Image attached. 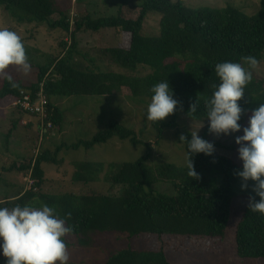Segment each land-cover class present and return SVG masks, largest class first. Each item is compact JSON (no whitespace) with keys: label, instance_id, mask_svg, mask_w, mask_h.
Returning a JSON list of instances; mask_svg holds the SVG:
<instances>
[{"label":"trees","instance_id":"obj_1","mask_svg":"<svg viewBox=\"0 0 264 264\" xmlns=\"http://www.w3.org/2000/svg\"><path fill=\"white\" fill-rule=\"evenodd\" d=\"M75 1L78 4L84 0ZM106 2L116 7L115 15L94 17L88 10L77 6L71 20L70 7L59 0H0V6L10 16L47 23L51 29H61L70 36L69 43L67 40L62 42V54L48 64L37 66L36 78L28 84L17 74V69L9 65L4 72L11 80L0 74V103L3 100L12 102L23 88L36 92L40 83L49 99L108 96L114 92L125 97L149 99L151 87L168 80L179 105L167 119L152 122L155 143H158L164 129L176 127L178 112L197 120L207 119L205 102L213 91L212 85L219 83L214 71L216 63H243L241 58L249 55L256 57L258 62L263 59L264 0H260L259 10L252 16L230 4L222 8H192L182 0H144L137 5L130 0ZM150 13L160 15L157 35L143 34V24ZM54 14L59 18L50 22ZM110 28H120L125 38L121 45L105 48L102 54L110 59V63L123 69L135 70L147 65L152 69L150 73L126 75L112 70L101 71L94 65L93 57L87 59L81 54L77 48L80 33ZM79 55L90 64L80 62ZM194 102L198 104L196 113L189 109ZM238 103L244 110L238 121L243 126L252 109L264 103V80L253 76ZM49 111L48 120L59 128L61 110L49 101ZM112 138L127 140L131 145L143 143L133 128L114 121L97 131L91 139L81 140L70 147L89 149ZM210 142L214 148L234 149L232 144ZM144 144L148 150L144 156L131 162L110 164L106 172L104 163L80 162L74 165L73 181H98L103 173L105 181L123 187L120 195L42 192L40 189L45 180L42 164H57L56 157L62 148L57 147L53 156L44 150L35 158L19 165L12 163L4 170L28 172L33 184L12 199L0 201V207L47 204L55 208L66 225L72 228L66 234L72 236L66 241L67 247L80 250L92 248L103 233L144 236L145 250L119 249L105 262L95 264H222L224 260L225 264H264V215L248 208L251 195L235 192V184L242 182L236 175L241 164L215 150L211 155L198 153L191 157L198 174L193 178L188 168L184 172L169 163L150 166L147 161L152 144ZM158 182L170 184L175 194L155 190L153 186ZM247 183L254 182L249 180ZM182 238L218 240L228 245L231 256L222 253L221 259L200 258L202 254L186 250Z\"/></svg>","mask_w":264,"mask_h":264},{"label":"rangeland","instance_id":"obj_2","mask_svg":"<svg viewBox=\"0 0 264 264\" xmlns=\"http://www.w3.org/2000/svg\"><path fill=\"white\" fill-rule=\"evenodd\" d=\"M104 1L84 0L77 4L74 0H59L64 6L70 7L68 13L71 20H73L72 17L77 6L81 10H88L94 17L115 15L117 13L116 7L110 4L107 6V4H103ZM130 1L134 5H137L144 0ZM182 2L192 8H222L230 4L247 16L256 14L260 6V0H182ZM58 18L59 16L54 14L49 21L53 22ZM159 19V14L150 13L144 21L143 34L157 35L159 33ZM0 28L15 31L22 38L30 70L25 72L19 66L14 67L13 65H11V68L17 69V74L23 76L27 84L35 80L37 66L48 64L51 59L59 57L63 50L62 42L65 40L68 43L70 42L69 34L63 30L57 28L51 29L47 23H35L27 19L19 20L16 17L10 16L2 6H0ZM123 38L125 36L120 28L103 29L98 32H82L77 37V48L87 59L93 57L95 60L94 65L101 71L112 70L126 75H145L150 73L152 69L147 65L140 66L135 70L123 69L110 63V59L102 54V50L105 48L121 45ZM77 58L80 62L81 60L84 61L80 55ZM180 58L183 57L180 56ZM84 62L89 63L88 60ZM244 66L247 67L246 64ZM252 71L255 78L264 80V54L263 59ZM150 99L125 97L115 92L108 96L79 95L53 98L52 102L62 112V124L57 129L54 128L43 132V135L39 131V122L34 116L13 108L10 101L3 100L0 103V201L12 199L18 191H21L23 188L27 190L33 184H28V178L31 179L28 172L4 171L5 169L9 168L12 163L19 165L21 162L35 158L37 153L41 154L44 150H48L50 155L52 154L53 156L57 147H62L56 157L58 160L57 164H42L45 180L40 190L49 194L65 192L86 194L93 192L120 195L123 187L121 185H111L108 181H105L103 173L98 181L89 183L73 181L74 165L80 162L104 163L106 172L110 164L131 162L144 156L148 151L144 143L152 144L147 161L150 166L169 163L186 172L187 153L180 137L181 135L185 138L191 137V133L196 131L198 136L205 140L232 144L233 150L222 148H214V150L218 154L230 157L236 163L241 164L237 153L239 145L235 143V137L243 134L242 128L247 126L250 115L246 118L241 131L228 135H217L209 131L208 119L197 120L184 112H178L176 127L164 129L162 139L158 143H155L156 137L152 121H148L145 118V110ZM168 117L169 115L165 119ZM114 121L133 128L138 139L143 143L131 145L127 140L112 138L105 143L94 145L89 149H85L82 146L76 149L70 147L81 140L91 139L97 131L105 129L110 122ZM241 183L235 184V192L237 194L255 195L252 192V184L248 183V187L242 189ZM153 188L167 195L175 194L174 188L165 182H158ZM64 239L65 241H69L72 239V236L66 235ZM180 240H185L184 246H186V250L202 254L200 258L221 259L223 258L222 253L231 256L228 245L220 243L218 240L207 238H182ZM123 248H133L139 251L145 250L146 243L144 236H122L115 233H103L96 244L88 250L76 249L73 246L67 247L70 254L69 264L102 263L114 251ZM182 249L184 250V248ZM4 261L5 257L0 255V264H4ZM225 263L226 260L222 262V264ZM242 264L253 263L243 262Z\"/></svg>","mask_w":264,"mask_h":264},{"label":"clouds","instance_id":"obj_3","mask_svg":"<svg viewBox=\"0 0 264 264\" xmlns=\"http://www.w3.org/2000/svg\"><path fill=\"white\" fill-rule=\"evenodd\" d=\"M241 62L223 61L215 64L214 71L219 83L213 84V91L205 102L208 129L217 135L241 131V114L244 111L238 101L245 95V87L253 79L258 66L254 56H245ZM247 65L245 67L244 65ZM9 65H16L27 72L30 70L21 36L7 28H0V74L11 80L4 72ZM152 96L145 110L148 121L160 122L177 110L179 101L174 98L168 80L154 84ZM197 102L190 105L196 113ZM242 135L235 137L241 168L236 175L241 179V188L248 187L251 180L252 192L248 208L264 215V103L251 111L248 124L242 128ZM186 166L189 175L197 178L192 156L198 153L211 155L214 144L198 136L197 131L186 139ZM259 197V199H256ZM72 228L67 226L55 208L47 204L39 207L15 205L0 207V255L4 264H69L70 254L64 239Z\"/></svg>","mask_w":264,"mask_h":264},{"label":"built area","instance_id":"obj_4","mask_svg":"<svg viewBox=\"0 0 264 264\" xmlns=\"http://www.w3.org/2000/svg\"><path fill=\"white\" fill-rule=\"evenodd\" d=\"M11 106L23 113L34 116L39 122L41 135H43V132L56 128L52 125V122L48 120L50 115L49 98L43 91L42 83L39 84V89L34 93L28 89H21L19 95L11 102ZM27 181L30 185L33 183V180L30 178H28Z\"/></svg>","mask_w":264,"mask_h":264},{"label":"crops","instance_id":"obj_5","mask_svg":"<svg viewBox=\"0 0 264 264\" xmlns=\"http://www.w3.org/2000/svg\"><path fill=\"white\" fill-rule=\"evenodd\" d=\"M107 1H110V0H107ZM103 4H107V6L110 4V5H112V6H114L113 5V3L111 4V3H107L106 2V0L104 1V3ZM53 98H56V97H52V98H50L51 99V102H52V99ZM53 103V102H52ZM54 104V103H53ZM54 105H56V104H54ZM24 190H26V188H23L21 191H18L17 193H16V195H18L19 194V192L21 193V192H23ZM16 195H14V196H16Z\"/></svg>","mask_w":264,"mask_h":264}]
</instances>
